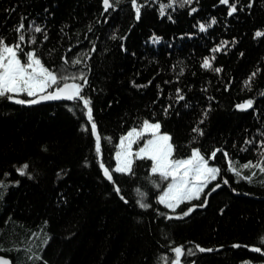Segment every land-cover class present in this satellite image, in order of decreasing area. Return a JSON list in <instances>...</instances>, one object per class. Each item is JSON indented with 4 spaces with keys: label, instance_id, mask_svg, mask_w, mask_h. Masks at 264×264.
<instances>
[{
    "label": "trees",
    "instance_id": "16d2710c",
    "mask_svg": "<svg viewBox=\"0 0 264 264\" xmlns=\"http://www.w3.org/2000/svg\"><path fill=\"white\" fill-rule=\"evenodd\" d=\"M160 2L149 0L137 20L129 0L107 12L102 0H0V35L8 42L16 40L15 27L23 16V46L36 47L50 67H67L66 75L85 71L89 83L82 92L93 101L101 157L127 197V202L121 199L103 176L82 101L21 104L0 98V180L20 181L0 187V254L13 264H165L174 258L171 249L177 244L194 249L186 259L196 264H264V252L250 247H264V173L255 164L241 168L245 175L256 173L249 182L237 180L227 167L229 159L237 167L261 159L264 35L254 32H264V0H253L250 7L249 0H239L232 15L219 0H193L161 16ZM192 7L197 10L190 14ZM30 21L47 28V40L40 32L34 43H27ZM200 22L209 25L206 30ZM153 33L161 39H149ZM222 40L228 43L212 51ZM205 56L213 67L222 65L221 71L205 69ZM253 72L250 86L245 85ZM248 98L251 107H235ZM143 118L161 120V130L172 134L176 155L190 154L191 146L206 155L221 149L209 161L221 167V175L205 193L224 176L229 183H221L207 205L182 218H165L156 208L173 210L155 200L159 189L146 179L150 159L134 162L135 175L115 171L119 136ZM197 125L203 135L191 131ZM193 135L199 138L189 144ZM25 162L29 167L22 174L17 168ZM137 188L148 193L144 199L151 207L139 206ZM203 195L175 211L203 203ZM193 242L212 251L195 249Z\"/></svg>",
    "mask_w": 264,
    "mask_h": 264
},
{
    "label": "snow or ice",
    "instance_id": "6c2138e0",
    "mask_svg": "<svg viewBox=\"0 0 264 264\" xmlns=\"http://www.w3.org/2000/svg\"><path fill=\"white\" fill-rule=\"evenodd\" d=\"M135 10V18L139 20L141 18L142 6L148 5L149 0H129ZM221 4L228 5V15H232L237 11V4L239 0H234L230 3V0H219ZM253 3V0H249V7ZM103 9L107 12L110 8L115 10L119 7L120 0H102ZM193 0H167V3L161 0L159 6V12L161 16L166 14L169 7L175 9L177 5L183 8L186 5H192ZM196 7L190 9V14L195 12ZM168 18L172 19V15L169 12ZM217 21L216 16L211 17V23ZM201 30H206L209 26L204 22L199 23ZM29 28L32 30V35L27 37V43L32 44L36 41V33L43 32V40L48 39L47 28L40 23L34 21L29 22ZM25 24L24 17H21L19 24L15 27V31L18 33L17 38L13 42H8L7 38L0 35V98H4L10 101H16L21 104H33L40 101H46L50 99H62L67 98L71 101H82V109L84 110L87 120L91 122L90 131L95 137V151L99 159V167L103 171V176L107 178L115 186V192L127 202V197L122 192L120 184L113 177V171L110 170V166L106 164L105 160L101 157V133L98 131L97 122L93 116V101L90 95L83 93L82 90L85 85L89 83L88 77L85 71H79L78 75L69 72L67 67H50L43 60L36 47H25L26 37L24 34ZM91 30V29H90ZM115 35V34H114ZM191 35V33H189ZM256 37H261L264 32L261 29H256L254 32ZM159 40L160 36L153 33V37L149 39ZM233 40L236 38L233 37ZM79 42V41H77ZM227 40H222L216 44L212 51L220 49L224 44H227ZM123 47V45H121ZM71 48V45H69ZM90 54V53H89ZM67 59V58H65ZM72 65L77 63V59L70 61ZM202 66L205 69H212L215 72L221 71L222 65L219 67H213L212 61L208 56L203 58ZM256 73L253 72L244 81L245 85L250 86L252 76ZM82 79V82H81ZM136 84L135 81H132ZM150 83V81H149ZM140 87L141 85H136ZM177 92L181 90L176 89ZM21 94H26L30 99H25ZM183 99V95L177 97V100ZM253 105V99H245L242 103L235 104L237 109H247ZM171 105H167L163 111L167 114L168 108ZM211 108L209 104L205 108L203 115L200 117V121H203L204 117L208 115V109ZM70 110H74L70 109ZM155 113H153V116ZM81 128L85 131L88 130L87 125L81 124ZM162 123L160 119L143 118L142 123L129 127L126 132L119 136V143L115 146V165L116 172L121 174L135 175L134 162L138 158L150 159V175L146 179L156 188L159 189V194L155 196V200L161 205H165L167 209L173 210L171 212H161L160 208H156V211L165 218H171L173 215L182 218L188 216L197 207H204L209 203L208 196L211 192L220 188L221 183H229L228 178L224 176L220 182H217L210 188L208 193H205L206 187H209L210 182L216 181L217 177L221 175V167L213 162L210 163V159H214L216 152L220 151L219 148H214L211 155H206L199 146H191L190 154L176 155V145L172 140V134L169 131L161 130ZM193 133L203 135L204 129L197 125L191 130ZM259 132L260 130L257 129ZM197 135H193L188 142L198 140ZM142 140V142H141ZM251 143V141H249ZM261 145V159L257 162L248 160L239 163V167L231 159H229L227 167L235 174V178L240 180L241 178L252 182V177L256 175L253 172L251 175H245L241 168H250L255 164V167L259 168L261 173H264V140L258 142ZM134 145H138L134 147ZM223 154L228 157L229 154L226 149H223ZM29 165L25 162L22 166L17 168L20 173H25ZM5 176L9 173H5ZM27 175L31 177L32 172H27ZM264 182V181H262ZM7 183L19 184V180L8 181ZM7 183L4 180H0V187L6 188ZM140 199L137 201L141 208H149L151 205L145 201L148 193L141 188L136 189ZM232 191H238L233 188ZM203 195V203L196 204L191 203L190 206H186L184 210L175 211L182 202H191L194 198L199 199ZM221 212L224 209H220ZM260 241L264 242V236L260 237ZM195 243V242H193ZM239 246V245H236ZM223 247V245H218ZM256 251L264 252V247H257L256 244L251 245ZM195 249L200 251H212L210 248H204L199 243H195ZM174 254V258L170 261L166 260L165 264H196L195 260L188 261L187 256L194 255L193 248H185L183 244H177L171 249ZM167 255V254H165ZM32 256L38 259H43L39 252H33ZM182 257L185 259L182 261ZM0 264H12L10 258L0 255ZM47 264V262H45ZM242 264H252L251 261H244Z\"/></svg>",
    "mask_w": 264,
    "mask_h": 264
},
{
    "label": "water",
    "instance_id": "95a60500",
    "mask_svg": "<svg viewBox=\"0 0 264 264\" xmlns=\"http://www.w3.org/2000/svg\"><path fill=\"white\" fill-rule=\"evenodd\" d=\"M61 100H67V98H62V99H50V100H46V101H40V102H37V103H41V102H52V101H61ZM33 104H36V103H33ZM217 190V189H216ZM215 190V191H216ZM214 191V192H215ZM209 192V191H208ZM207 192V193H208ZM213 192H211V194H212ZM1 255V254H0ZM2 256H4V255H2ZM4 257H7V256H4ZM7 258H9V257H7ZM13 264V263H12Z\"/></svg>",
    "mask_w": 264,
    "mask_h": 264
},
{
    "label": "rangeland",
    "instance_id": "374dc122",
    "mask_svg": "<svg viewBox=\"0 0 264 264\" xmlns=\"http://www.w3.org/2000/svg\"><path fill=\"white\" fill-rule=\"evenodd\" d=\"M141 142H142V140H141ZM138 145H134V147H137Z\"/></svg>",
    "mask_w": 264,
    "mask_h": 264
},
{
    "label": "bare ground",
    "instance_id": "6f19581e",
    "mask_svg": "<svg viewBox=\"0 0 264 264\" xmlns=\"http://www.w3.org/2000/svg\"><path fill=\"white\" fill-rule=\"evenodd\" d=\"M62 101V100H61Z\"/></svg>",
    "mask_w": 264,
    "mask_h": 264
}]
</instances>
